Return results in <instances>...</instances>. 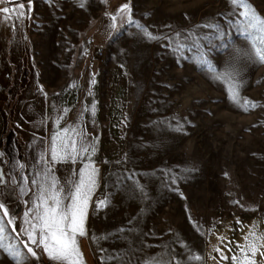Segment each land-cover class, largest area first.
<instances>
[{
    "label": "rangeland",
    "instance_id": "1",
    "mask_svg": "<svg viewBox=\"0 0 264 264\" xmlns=\"http://www.w3.org/2000/svg\"><path fill=\"white\" fill-rule=\"evenodd\" d=\"M22 2L25 16H0V217L9 232L7 221L19 232L35 203L33 179L49 173L66 185L85 165L98 170L85 219L95 264H205L216 222L264 215V62L242 35V7L30 0L28 11ZM246 3L264 18V0ZM213 69L232 74L240 104ZM66 128L82 133L88 152L53 161V137L60 148ZM0 264L16 260L0 249Z\"/></svg>",
    "mask_w": 264,
    "mask_h": 264
},
{
    "label": "snow or ice",
    "instance_id": "2",
    "mask_svg": "<svg viewBox=\"0 0 264 264\" xmlns=\"http://www.w3.org/2000/svg\"><path fill=\"white\" fill-rule=\"evenodd\" d=\"M4 2L5 0H0V3ZM8 2L14 6L0 8V16L4 20H10L13 17L19 19L26 15L24 11L26 5L22 0H8ZM231 2L244 9L240 12L246 21L242 35L250 42L255 60L264 62V18L260 17L251 5L246 3V0H231ZM27 8L28 11L31 10L30 0ZM128 8L129 6L125 4L121 11H126ZM138 27L142 26L138 25ZM209 27L212 26L209 25ZM148 35L151 37L150 33ZM222 35L224 33H221ZM202 62L207 63L210 68L213 67L210 61ZM213 70L216 71V79L227 80L230 83V99L240 104L241 98L238 91L240 85L234 82L232 74ZM243 106L255 107V104L244 99ZM64 133L66 137L61 140L60 148L56 146L60 134L57 133L53 137L52 160L75 162L79 156L88 152V147L83 143L78 146L76 136L82 133L67 128L64 129ZM94 151L93 146L92 152ZM97 172L96 168L85 165L79 170L78 179L70 180L66 185H61L55 177H51L48 182L49 173H45V182H41L39 178L33 179L31 183L37 187L38 194L35 203L25 213L24 226L20 231H16L15 220L10 218L7 221V225L12 226L9 232L3 218L0 217V249L8 252L16 260V264H24L29 255L36 258V249H42L56 264H83L78 237L86 235L85 219L89 200L96 188ZM2 183L4 181L0 177V184ZM104 203L105 201H100L98 207L103 206ZM4 215L6 216L7 212ZM249 235L252 237L251 240L246 236L245 245H238L239 255L232 256L233 264H257L256 256L259 254L264 257V251H262L264 234L257 235L255 232H250ZM21 237H26V239H21ZM222 258L227 259L223 255ZM195 259L199 260L200 257L197 256Z\"/></svg>",
    "mask_w": 264,
    "mask_h": 264
},
{
    "label": "crops",
    "instance_id": "3",
    "mask_svg": "<svg viewBox=\"0 0 264 264\" xmlns=\"http://www.w3.org/2000/svg\"><path fill=\"white\" fill-rule=\"evenodd\" d=\"M86 227V224H85ZM250 232L257 235L264 234V215L260 213H237L223 217L216 222L209 230L204 246L205 264H233L232 256L239 255V246L245 245V237L249 240L252 237ZM78 246L83 258V264H95V257L92 254L85 235L78 237ZM219 249L220 251H216ZM37 257L30 256L29 264H56L50 260L42 249H36ZM264 251V249H262ZM222 255L227 257L223 259ZM257 264H264V257L256 256Z\"/></svg>",
    "mask_w": 264,
    "mask_h": 264
},
{
    "label": "built area",
    "instance_id": "4",
    "mask_svg": "<svg viewBox=\"0 0 264 264\" xmlns=\"http://www.w3.org/2000/svg\"><path fill=\"white\" fill-rule=\"evenodd\" d=\"M99 54H100V55L102 54L101 49L99 50ZM93 201H94L95 203H99L100 201H102V196H100V195L95 196V197L93 198Z\"/></svg>",
    "mask_w": 264,
    "mask_h": 264
}]
</instances>
